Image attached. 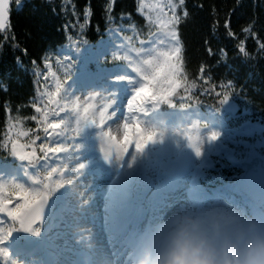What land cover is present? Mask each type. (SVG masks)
<instances>
[{"label": "snow or ice", "instance_id": "6c2138e0", "mask_svg": "<svg viewBox=\"0 0 264 264\" xmlns=\"http://www.w3.org/2000/svg\"><path fill=\"white\" fill-rule=\"evenodd\" d=\"M13 2L19 5L21 0H0V51L7 45L27 54L29 51L26 47L21 48L19 42H14L15 33L8 34ZM82 3L83 8L74 3L59 5L73 21L61 25L66 43L62 41L59 48L52 50L42 48L29 60L31 64L41 66L40 70L33 68V76L37 81L29 99L34 102L29 105L22 104L16 111L20 112L24 107H29L37 115L20 117L16 123L19 124L21 120L35 122L36 129L42 131L43 136L34 135L29 143H22L6 133L0 141V151L7 154V158L0 157V264H17L19 256L40 252L48 243L44 236L48 213L54 209L65 185L69 183V179H66L69 173L67 154L71 151L74 140L78 138V129L81 126L92 123L103 129L102 148L106 159L114 157L123 161L129 156L134 159L135 153L140 152L156 135L154 130L144 127L140 115L147 111L150 102L155 104L166 100L174 103L173 93L183 82V46L179 35L181 17L177 14V9L178 6H183V15L187 20L186 0H178V3L176 0H166L148 4L149 9L158 12L155 20L151 14L143 12L145 0H138L136 13L144 16L148 29L147 39L139 41L140 48L133 47L132 37L124 35L127 31H133L135 26L123 23L131 18L130 13H116L117 0H102L100 7L103 25L98 24L94 33L89 32L94 5L91 0H82ZM198 7L203 8L204 5ZM165 10L170 11L171 15H167ZM81 20L85 23H80ZM218 27L223 28L226 37L236 38V33L231 30L230 20H224ZM253 27H256L255 23L242 27L240 32L251 33ZM153 28L155 31H152ZM212 30L216 31L215 28ZM260 33H264V26L250 38L264 51V37L256 39ZM245 44V40H240L238 53H245ZM51 51L57 53L55 62L63 67V81L57 79L52 92H37L40 78L47 83L50 75L55 76ZM227 51V48H206L209 57L224 58ZM199 71L202 74L209 73L207 77L201 76L205 83L214 79L210 74V66L205 68L202 64ZM0 83H4L0 91L7 92L9 84L3 78H0ZM227 83L229 87L233 84L231 81ZM195 86V82H192L185 87V96L181 99H191L188 95L189 87ZM215 87H223V84ZM197 91L200 89L197 88ZM203 91L208 95L213 89L206 88ZM85 93L87 95L81 103V96ZM230 94L231 92L224 91L217 92L216 96L220 103H224ZM101 96L104 97V103L97 116L94 105L89 101ZM41 103L44 107H41ZM179 106L188 107L189 104L180 103ZM69 112L76 114L74 126L67 118ZM61 114H64L63 118ZM121 117L123 135L119 137L108 125ZM187 127L199 126L193 123ZM12 130L13 125H9L8 132ZM182 134L199 155L202 151L199 147L201 136L197 134L193 137L187 131ZM27 135L28 130L22 127L16 129V136ZM218 135V132L213 131L208 134V138L212 140ZM41 139L44 142L37 145V141ZM130 146H134L131 152ZM37 148L43 155L38 154ZM76 168H84V163L77 164Z\"/></svg>", "mask_w": 264, "mask_h": 264}, {"label": "rangeland", "instance_id": "374dc122", "mask_svg": "<svg viewBox=\"0 0 264 264\" xmlns=\"http://www.w3.org/2000/svg\"><path fill=\"white\" fill-rule=\"evenodd\" d=\"M157 2L166 0H145L143 6V12L151 14L153 20L158 12L147 5ZM52 70L55 76L50 75L47 83L40 78L39 92H52L56 80L63 81V67L55 60ZM86 95L81 96V103ZM89 103L98 116L104 97ZM164 103L173 104L166 100L150 102L147 111L140 115L144 127L154 130L156 135L135 153L134 159H106L103 129L92 123L78 129V138L67 154L69 183L47 217L44 236L48 243L30 257L19 256L17 264H56L53 260L57 264H136L146 249L153 253L161 249L165 222H170L177 211L203 212L220 204L247 212L264 210L237 196L241 194L237 184L242 172L239 162L252 154L264 157L263 128L246 120L237 124L236 117L228 115L223 107L205 106L200 112L183 107L163 111ZM61 115L63 118L64 114ZM67 118L74 126L75 112L67 113ZM122 123L123 117L113 120L108 127L116 128V134L122 137ZM193 123L199 127H187ZM184 131L193 137L201 136L199 155L182 134ZM213 131L219 135L210 140L208 134ZM132 150L134 146H130L129 151ZM217 162L230 163L235 179L216 189H206L202 184ZM80 163H84V168L77 169Z\"/></svg>", "mask_w": 264, "mask_h": 264}, {"label": "trees", "instance_id": "16d2710c", "mask_svg": "<svg viewBox=\"0 0 264 264\" xmlns=\"http://www.w3.org/2000/svg\"><path fill=\"white\" fill-rule=\"evenodd\" d=\"M94 5V15L91 18L90 33L97 30V25H103L102 0H91ZM178 3V0H176ZM63 3L68 5L74 3L83 8L82 0H21L19 5L11 4V23L8 34L13 32L16 41L21 48H27L24 54L16 47L4 46L0 51V78L9 84L7 92L0 91V141L5 134L19 139L22 143H29L32 137L43 136V132L36 129V123L30 120L16 121L20 117L37 115L35 110L24 107L20 112L16 109L21 105H29L34 101L29 97L33 95V88L37 78L33 76V68L40 70V65L29 63L30 58L47 47L52 50L61 46L64 34L61 25L73 22L65 14V9L59 7ZM204 5L203 8L198 7ZM188 18L185 20L183 6H178L177 14L181 17L179 26L180 42L182 44V58L184 61V75L182 84L173 96L174 103H185L196 108L209 105L213 108L223 107L225 102L233 101L238 106L235 112L236 122L249 120L264 128V51H261L255 40L250 36L259 32L264 26V0H186ZM137 0H117L116 13L123 11L131 14L129 20L123 21L125 25L131 23L135 26L133 31H127L124 35L132 37L134 45L138 38H147L146 20L136 13ZM71 11V9H69ZM211 13V15H210ZM224 20H230L232 31L236 38H228L222 27ZM80 23H85L81 20ZM251 28V33L241 34L242 27ZM211 25V27H210ZM110 27L115 25H109ZM215 28L216 31L212 29ZM153 31V29H152ZM83 35V33H81ZM264 37V33L256 39ZM2 40V37H0ZM240 40H245V53H238L237 47ZM66 43V41H64ZM211 46L213 50L227 48V55L209 57L206 48ZM56 53L50 52V58L54 61ZM205 68L210 66L211 76L214 79L205 83L201 76L207 77L209 73H200L201 65ZM227 81L233 84L228 86ZM192 82L195 87H189L188 95L191 99H181L185 96L184 89ZM223 84V87H215ZM4 83H0V89ZM41 81L36 91L39 92ZM197 88L200 91H197ZM213 89L208 95L204 89ZM231 92L227 101L219 102L217 92ZM165 105V103H164ZM9 125H13L12 132H8ZM22 127L28 130L27 136H16V129ZM40 140L37 141V145ZM38 154H40L38 152ZM41 155V154H40ZM0 157L7 158V154L0 151ZM232 166L229 163L217 162L215 167L209 171L207 179L212 184L233 180Z\"/></svg>", "mask_w": 264, "mask_h": 264}, {"label": "clouds", "instance_id": "9594fccd", "mask_svg": "<svg viewBox=\"0 0 264 264\" xmlns=\"http://www.w3.org/2000/svg\"><path fill=\"white\" fill-rule=\"evenodd\" d=\"M161 249H146L136 264H264V210L214 205L177 211Z\"/></svg>", "mask_w": 264, "mask_h": 264}, {"label": "water", "instance_id": "95a60500", "mask_svg": "<svg viewBox=\"0 0 264 264\" xmlns=\"http://www.w3.org/2000/svg\"><path fill=\"white\" fill-rule=\"evenodd\" d=\"M226 110H235V105L230 103ZM240 165L243 167V172L238 180L240 191L264 207V159L254 154L250 158L242 160Z\"/></svg>", "mask_w": 264, "mask_h": 264}, {"label": "bare ground", "instance_id": "6f19581e", "mask_svg": "<svg viewBox=\"0 0 264 264\" xmlns=\"http://www.w3.org/2000/svg\"><path fill=\"white\" fill-rule=\"evenodd\" d=\"M195 118V117H194ZM114 131H115V133L117 132V130H116V128L115 129H113ZM126 243V242H125ZM124 244V243H123ZM132 244V243H131ZM126 246H128V245H126ZM121 247H123V246H121ZM128 249V248H127ZM133 252H134V254L136 253V250H133ZM136 255H137V253H136ZM124 258H127L126 256L124 257Z\"/></svg>", "mask_w": 264, "mask_h": 264}]
</instances>
